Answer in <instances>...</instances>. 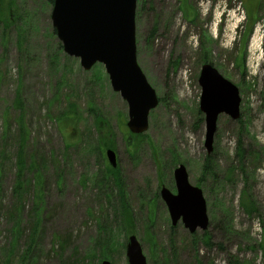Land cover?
<instances>
[{"label": "rangeland", "instance_id": "1", "mask_svg": "<svg viewBox=\"0 0 264 264\" xmlns=\"http://www.w3.org/2000/svg\"><path fill=\"white\" fill-rule=\"evenodd\" d=\"M137 4V61L160 99L141 134L128 129L129 105L105 65L86 70L64 52L51 0H16L10 24L0 21V264H129L134 235L148 264H264V0ZM208 62L242 99L239 120L220 115L212 154L199 106ZM103 143L118 156L126 207ZM21 149L29 168L19 195ZM179 164L203 188L205 231L173 225L162 199V188L177 192Z\"/></svg>", "mask_w": 264, "mask_h": 264}, {"label": "water", "instance_id": "2", "mask_svg": "<svg viewBox=\"0 0 264 264\" xmlns=\"http://www.w3.org/2000/svg\"><path fill=\"white\" fill-rule=\"evenodd\" d=\"M53 27L64 52L80 59L86 70L96 63L105 65L111 86L129 105L128 128L141 134L149 128V114L159 104L154 87L137 62V0H54ZM201 111L204 113L209 154L214 148L217 122L222 113L239 119L241 95L238 86L229 81L210 62L201 67ZM110 164L117 166L113 149L106 152ZM177 194L162 188L161 196L168 206L172 223L182 219L192 233L209 225L207 200L203 189L193 185L185 165L174 171ZM129 264H148L137 236L127 244ZM101 264H112L104 260Z\"/></svg>", "mask_w": 264, "mask_h": 264}, {"label": "trees", "instance_id": "3", "mask_svg": "<svg viewBox=\"0 0 264 264\" xmlns=\"http://www.w3.org/2000/svg\"><path fill=\"white\" fill-rule=\"evenodd\" d=\"M52 4L54 2V0H51ZM16 4V0H0V21L3 22L5 24V27H7L10 22H11V11L13 10V7ZM8 7V8H7ZM11 9V10H10ZM69 113L67 114H61V116H68ZM64 118H68V117H64ZM100 120H98L99 122ZM241 121V120H240ZM239 121V122H240ZM102 122V121H101ZM100 124V122H99ZM101 129V131H100ZM99 132L100 134H104V136H108L109 135V131L107 129H105L104 127L99 126ZM101 146V148H99V154L101 155V159H103L104 163H105V168L107 171V174L113 176L114 182L116 184V186L118 187V190L120 191L119 193V197H121V201L124 204V207H126V194L125 191L123 190V185H122V180L120 179V177L118 176V168H112L107 162V157L105 156V151L107 150V148L112 147V145H105L103 144H99ZM247 153V150H245L243 143L240 142L239 147H238V155L240 156V158H243ZM27 150H23L21 149L20 152L17 155V162L15 167H17V171H18V179H17V184L15 186V193H18L19 195H22V192L25 191L26 187H27V183L22 182L21 181V177L23 176V172L26 171V168H29L28 166V159H27ZM210 157V156H209ZM36 165V164H35ZM32 169V168H31ZM211 170V164H210V158H207L205 166H204V171H210ZM38 171H40L38 169ZM36 181L38 186L43 184V177L41 175V173H38L36 175ZM241 206L242 208L246 211V213L249 214H253L254 212H256V208L254 207V204L252 202V199L249 200H242L241 201ZM126 211V210H125ZM124 211V213H125ZM13 249L12 252L9 253V257L7 256V259H10L11 257H13L15 255L14 249L16 246V237H14L13 240ZM103 251L104 248H103ZM5 264V263H4Z\"/></svg>", "mask_w": 264, "mask_h": 264}, {"label": "bare ground", "instance_id": "4", "mask_svg": "<svg viewBox=\"0 0 264 264\" xmlns=\"http://www.w3.org/2000/svg\"><path fill=\"white\" fill-rule=\"evenodd\" d=\"M259 40H260V39H259ZM258 42H259V41L256 40V43H255V45H256L255 48H256V49L259 48V47H258V46H259V45H258ZM252 52H253V51H252Z\"/></svg>", "mask_w": 264, "mask_h": 264}]
</instances>
